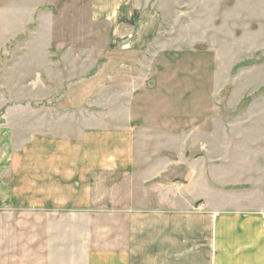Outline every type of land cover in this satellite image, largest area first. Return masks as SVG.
Segmentation results:
<instances>
[{"label": "rangeland", "instance_id": "obj_1", "mask_svg": "<svg viewBox=\"0 0 264 264\" xmlns=\"http://www.w3.org/2000/svg\"><path fill=\"white\" fill-rule=\"evenodd\" d=\"M144 2L159 13L146 51L108 46L87 0L52 9L56 40L40 28L9 44L11 54L0 56V125L7 120L19 141L35 132L74 136L79 118L132 128L137 153L149 151L166 170L144 186L152 175H136L134 206L185 209L191 200L178 185L192 165L198 175L213 165L207 173L219 183L264 175V0ZM256 187H238L224 204L263 207Z\"/></svg>", "mask_w": 264, "mask_h": 264}, {"label": "crops", "instance_id": "obj_2", "mask_svg": "<svg viewBox=\"0 0 264 264\" xmlns=\"http://www.w3.org/2000/svg\"><path fill=\"white\" fill-rule=\"evenodd\" d=\"M87 1L115 50L146 51L158 32L159 13L144 0ZM66 3L0 0V56L40 28L56 40L52 9ZM86 121L79 118L74 136L35 132L23 141L7 120L0 125V264H264V205L224 204L244 184L264 193L262 173L219 183L207 173L213 165L202 163L198 175L191 164L178 185L190 207H135L136 175H152L144 186L165 178V167L149 151L137 153L132 128ZM77 249L82 256L70 257Z\"/></svg>", "mask_w": 264, "mask_h": 264}]
</instances>
